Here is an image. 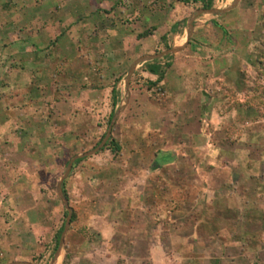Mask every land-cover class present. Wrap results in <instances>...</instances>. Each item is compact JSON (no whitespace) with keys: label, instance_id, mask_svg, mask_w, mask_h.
<instances>
[{"label":"rangeland","instance_id":"374dc122","mask_svg":"<svg viewBox=\"0 0 264 264\" xmlns=\"http://www.w3.org/2000/svg\"><path fill=\"white\" fill-rule=\"evenodd\" d=\"M71 1L0 0V264H54L59 249L56 264H264V0H213L216 13L193 0H105L103 11L77 5L66 19ZM172 8L189 22L206 19L202 33L221 37L216 50L233 58L226 68L218 57L196 115L180 124L172 155L159 156L170 124L144 94L166 93L135 63L178 45L164 27ZM71 70L77 85L87 76L118 87L109 123L103 91L97 106L77 109L73 133L55 103L61 88L72 90Z\"/></svg>","mask_w":264,"mask_h":264},{"label":"crops","instance_id":"0c3cea01","mask_svg":"<svg viewBox=\"0 0 264 264\" xmlns=\"http://www.w3.org/2000/svg\"><path fill=\"white\" fill-rule=\"evenodd\" d=\"M105 2H107V1H105V0H76L74 2L75 4L72 5V1H71L70 5L66 4L67 6L64 9H66L67 13L64 12L63 15L64 14L66 15V16H64L66 19H68L69 17H71L69 19H72V16H69L68 12H70L71 9L74 10V12H75L74 7H76L77 5L82 6L85 10L86 9L87 10L92 9L93 11L100 12V11H103L105 6L103 7L102 3H105ZM195 2H197V1H195ZM93 4H94V8H91L93 6ZM95 4H97V5H95ZM179 4H180V1L175 3L176 8L179 7L178 6ZM100 6L103 8H101ZM214 6L218 7L217 5H214ZM176 8H172L170 10V13H169L170 14L169 18L166 17V19H164V20H166L164 27H166L168 30L176 22H179L180 24H184V26L182 27V30H181V27H179L180 26V24H179V25H177L176 30L173 32L174 38H176V39H177V37L179 38L178 39L179 40L178 41V49L174 52H171V54L173 56L172 63L170 66H168L167 70L165 69L164 77L162 78V80L158 84V85H163V92L166 93V96L163 99L154 100V99H150L148 97V95L146 94V92L144 94V96H146V98L148 99V102L150 104L148 106L150 108L153 107L156 111H158L159 116L165 117L164 121L166 123L170 124V131H168L166 133V135L161 133L160 136H164V138L166 140H170L171 144H169V146H168L167 141H166V148H162V150L157 151V155H159V156H161V155L171 156L172 155L171 151L168 149H173V148H171L173 146L172 139H174L175 134L177 132H179L180 124L184 123L186 121H189L188 118L186 117V115H188V111H190L191 109H194L193 115L194 116L196 115L195 110L197 109V105L195 102L199 98H203V95H202L203 89H205L206 87L209 88L212 86L211 81H213L212 77L214 76V70H215L214 63L216 64V62H219V59L223 58L225 61V67L227 68V65H229L230 59L233 58V56H231L232 55L231 51L226 50V51H224L223 54H221L222 53V52H220L221 50H216V47L219 46L218 43L223 42V40L220 39L221 37L219 39H216L215 37H217V36H214V38L216 40H213V37L207 38V37H205V34L202 33L200 28H202L201 26H203V23L206 22V19L201 20V19L197 18V19L191 20L189 22L190 19L184 20V19H186L185 18L186 16H183L181 14L182 12L180 14L176 15V13H175ZM73 17H74V15H73ZM91 17H92V15L90 14V18ZM65 18H63V20ZM174 19H176V20H174ZM87 20L90 21V19H87ZM27 21H28V19H27ZM88 21H86V22H88ZM92 22L93 21H90V24L93 25L94 22L93 23ZM212 24L215 25V27L218 30L220 29L219 31L223 35L226 34L219 27L222 25L217 24L215 20L214 21L212 20ZM100 25H102V22L98 24V26H100ZM77 27L79 28L78 22L74 25V28H75L74 32H75V34H80V33H77L78 32ZM80 27H81V25H80ZM178 27L180 28L179 30H178ZM206 27H208V25H206L205 28ZM159 29H160V26L158 24L156 26L155 32L157 33L159 31ZM100 33H101V35L99 36L100 40L101 39L105 40L103 38V35H106V34H103L102 30H100ZM118 37H120V35H118ZM205 39L206 40L208 39V42L212 43V45H208L207 47H204L202 44L204 43ZM224 39H225L224 41H227L226 37ZM163 53L164 52H161V56L155 58V59L159 60L160 63H163L161 60H163V58H165L163 56L164 55ZM220 55H222V56H220ZM218 57H219V59H218ZM205 58H207V61H205L206 60ZM215 59H218V60H215ZM147 61L137 62V67H142V65ZM218 66H219V64H218ZM77 67H74V68H76L75 70L78 69ZM119 67H118V70H119ZM79 69L84 70V71L88 70V68L85 69L84 67H80V66H79ZM108 71H110V70H107V73H108ZM166 71H168V72H166ZM140 72L144 77H147L149 79V81H154L157 77L156 75H154L152 73L144 71L143 67L140 69ZM114 73L118 74L119 72H114ZM206 73L210 74V76L206 75ZM68 74L70 75L69 80H72V81H70V86H69L70 88L69 89H72V90H69V92H67L66 90H63L61 88L60 94L58 95V101H56L55 103H58L59 107L64 109L62 111L66 115V118L70 119L69 121H71L72 123L75 124L73 133H76L77 132L76 129L80 128V126H81V124H80L81 121H79V120H81V118L78 116L77 109L78 108H84V107H82V105H85L84 103H86L88 101L90 103L89 108L93 107V105H96L95 100H97L98 97L101 96L103 91H106V93L107 92L109 93V91L111 92L112 87H106L107 84L94 83L92 78L87 77V76L85 77V80L81 84L77 85V81H76L77 80V78H76L77 74L74 73V70L72 71V73H68ZM119 75H121V73H119L118 76ZM93 78L96 79L98 77H93ZM123 83H125L127 85L126 86L127 90H128L127 93H128V95H130V99L128 98L129 100H127V102H128L127 106H129L131 104L132 85H133L132 82L130 81L129 75L124 76ZM116 88L118 89V87H116ZM129 92H130V94H129ZM29 93L31 95H33L32 97H34L32 99L33 102L37 103L39 101V99L42 100L38 96V95H40L41 97H43L40 91H34V92L32 91ZM108 93H107V95H108ZM94 98H95V100H94ZM199 101H201V100H199ZM111 105H112V103H111ZM117 107H118V102H117L115 108H117ZM151 114H153V113H150V115ZM151 117H152V115H151ZM155 117L156 116L153 114L152 118L154 119ZM91 118H92V116H91ZM152 118L149 117L150 121ZM133 121H135V120H133ZM192 121H194V120H192ZM86 123H88V124L84 128L85 132L89 131V130H87L88 128H90V130H91L92 119L88 120V122L86 121ZM147 137L152 138L153 136H151V134H150ZM170 145H171V147H170ZM159 158H161V157H159ZM159 158H157V159H159ZM164 162H168V159L166 157H163L162 160L160 161V163H164ZM155 169H157V167L153 168L152 170H155ZM58 256H59L60 260L58 259L57 262L58 261L60 262L61 261L60 249L58 250V252L55 256L54 261L56 260V258ZM14 263H16V262H14ZM54 264H56V262H54Z\"/></svg>","mask_w":264,"mask_h":264},{"label":"trees","instance_id":"16d2710c","mask_svg":"<svg viewBox=\"0 0 264 264\" xmlns=\"http://www.w3.org/2000/svg\"><path fill=\"white\" fill-rule=\"evenodd\" d=\"M180 2H188L189 0H178ZM194 2L195 1H199L201 2V8L202 9H210L213 5V0H193ZM180 23L179 22H176L172 25L171 27V32H174L177 28V25H179ZM224 32H225V29L222 27V26H219ZM152 33V30H145L141 33H139L137 35L138 38H142V37H146V36H149L151 35ZM168 47V45H166ZM170 64L169 62L167 63H160L159 60L157 59H154V60H151V61H147L145 62L142 67L144 69V71H147L149 73H152L154 75H156V79L154 81H150V83L152 85L154 84H157L159 83L162 78L164 77V72H165V68L168 67ZM118 97H119V91L118 89L116 88L115 85L112 86L111 88V103H112V109L110 111V115H109V120H108V123L109 121L111 120L113 114H114V109H115V106L118 102ZM104 135V134H103ZM113 141V140H112ZM119 146L118 145H115V148H118ZM85 158V156H79L77 158H75V162H80L81 160H83ZM163 158V156H162ZM66 213V211L64 212V214ZM74 217V214H72V219ZM63 229V224L60 226V228L58 229V231L55 233V237H54V241H55V246H54V250L57 249L58 247V243H59V237H60V234H61V231Z\"/></svg>","mask_w":264,"mask_h":264},{"label":"water","instance_id":"95a60500","mask_svg":"<svg viewBox=\"0 0 264 264\" xmlns=\"http://www.w3.org/2000/svg\"><path fill=\"white\" fill-rule=\"evenodd\" d=\"M203 11H206V12H209V13H216L218 10L215 9V8H210V9H203ZM178 49V47H172L170 48L169 50L165 51L163 54H166V53H171V52H174ZM161 56V53L160 54H157V55H147V56H143L142 58H140L137 62H141V61H147V60H150L152 58H157ZM137 62L135 64H137ZM132 71V70H131ZM131 73V72H130ZM79 156H82V155H78L76 156L75 158L79 157ZM70 217V216H69ZM68 220L69 218H67V222L68 223ZM66 228V227H65ZM62 240V239H61ZM27 264V263H26Z\"/></svg>","mask_w":264,"mask_h":264},{"label":"bare ground","instance_id":"6f19581e","mask_svg":"<svg viewBox=\"0 0 264 264\" xmlns=\"http://www.w3.org/2000/svg\"><path fill=\"white\" fill-rule=\"evenodd\" d=\"M175 47H178V45H175ZM59 259V256L56 258L55 262L57 263V260ZM14 264H26V263H22V262H16Z\"/></svg>","mask_w":264,"mask_h":264}]
</instances>
